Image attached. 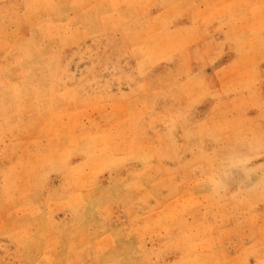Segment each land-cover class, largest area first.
I'll return each mask as SVG.
<instances>
[{
  "label": "rangeland",
  "instance_id": "obj_1",
  "mask_svg": "<svg viewBox=\"0 0 264 264\" xmlns=\"http://www.w3.org/2000/svg\"><path fill=\"white\" fill-rule=\"evenodd\" d=\"M40 1L0 0V264H264V0Z\"/></svg>",
  "mask_w": 264,
  "mask_h": 264
},
{
  "label": "bare ground",
  "instance_id": "obj_2",
  "mask_svg": "<svg viewBox=\"0 0 264 264\" xmlns=\"http://www.w3.org/2000/svg\"><path fill=\"white\" fill-rule=\"evenodd\" d=\"M39 1H40V0H39ZM42 1H43V0H42ZM42 1H40V3H42ZM40 3H38L37 5L40 6V7L43 6V4H40ZM37 5H36V6H37ZM45 6H46V5H45ZM40 7H39V8H40ZM252 7H253V6H252ZM41 8H43V7H41ZM255 8H256V7H255ZM53 29H54V28H53ZM56 29H57V28H56ZM56 29H55V30H56ZM41 30H42V29H41ZM62 30H63V29H62ZM39 32H41V31H39ZM60 32H61V31H60ZM43 33H44V32H43ZM56 33H57V32H56ZM60 34H61V33H60ZM40 35H41V34H40ZM43 38L45 39L46 36H44ZM54 38H55V37H54ZM51 39H52V38H51ZM30 48H31V47H30ZM28 50H29V49H28ZM29 52H30V51H29ZM13 56H14V55H13ZM7 57H9V56H7ZM6 59H7V58H6ZM10 60H11V57H10ZM22 60H23V59H22ZM7 61H8V60H6V62H7ZM11 61H12V60H11ZM47 61H48V60H47ZM9 63H10V61H9ZM38 64H39V63H38ZM38 64H37V65H38ZM5 65H6V64H5ZM10 65H12V64H10ZM33 65H34V64H33ZM7 66H8V65H7ZM30 67H31V66H30ZM38 67H39V66H38ZM10 68H11V67H10ZM9 70H10V69H9ZM23 71L25 72V70H23ZM28 71H30V70H28ZM28 71H27V72H28ZM39 71H40V70H39ZM5 73H7V72H5ZM33 73H34V72H33ZM35 73H36V72H35ZM35 73H34V74H35ZM44 73H45V71H44ZM37 74H39L38 71H37ZM40 76H41V75H40ZM42 76H43V75H42ZM16 77H17V76H16ZM18 77H19V76H18ZM20 77H21V76H20ZM24 77H25V76H24ZM31 77H32V76H31ZM31 77H30V78H31ZM46 77H47V76H46ZM28 78H29V77H28ZM22 79H23V78H22ZM32 79H33V78H32ZM34 80H35V79H34ZM34 80H33V81H34ZM45 80H46V79H45ZM27 82H28V80H27ZM27 82H26V83H27ZM30 82H31V81H30ZM39 82H40V81H39ZM39 82H37L38 85H39ZM41 83H42V82H41ZM31 85H32V84H31ZM35 87H36V86H35ZM45 87H46V85H45ZM32 88H33V86H32ZM33 89H34V88H33ZM27 92H28V91H27ZM30 92H32V90H31ZM7 93H8V92H7ZM25 93H26V92H25ZM8 95H11V94L8 93ZM6 97H7V99H9V96H6ZM6 101H8V100H6ZM10 101H11V100H10ZM7 103H8V102H7ZM89 144H90V143H89ZM97 151H98V150H97ZM96 155H97V154H96ZM109 162H110V161H109ZM230 162H231V161H230ZM104 163H105V162H104ZM219 178H220V177H219ZM219 183H220V182H219ZM221 183H222V182H221ZM216 185H217V184H216ZM221 188H222V187H221ZM231 195H232V194H231ZM231 195H230V196H231ZM201 243H202V242H201Z\"/></svg>",
  "mask_w": 264,
  "mask_h": 264
}]
</instances>
